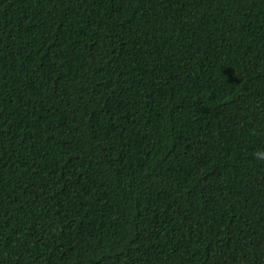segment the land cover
<instances>
[{
	"label": "trees",
	"instance_id": "trees-1",
	"mask_svg": "<svg viewBox=\"0 0 264 264\" xmlns=\"http://www.w3.org/2000/svg\"><path fill=\"white\" fill-rule=\"evenodd\" d=\"M0 264H264V0H0Z\"/></svg>",
	"mask_w": 264,
	"mask_h": 264
}]
</instances>
